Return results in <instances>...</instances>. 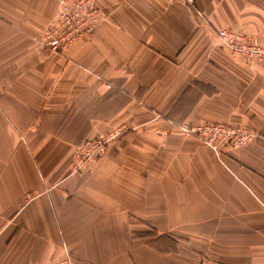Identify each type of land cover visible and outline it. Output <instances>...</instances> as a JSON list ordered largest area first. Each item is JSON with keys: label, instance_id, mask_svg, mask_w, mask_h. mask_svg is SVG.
<instances>
[{"label": "crops", "instance_id": "obj_1", "mask_svg": "<svg viewBox=\"0 0 264 264\" xmlns=\"http://www.w3.org/2000/svg\"><path fill=\"white\" fill-rule=\"evenodd\" d=\"M62 0H0V264H264V0H95V32L41 37ZM246 127L218 154L181 124ZM123 132L87 168L77 146Z\"/></svg>", "mask_w": 264, "mask_h": 264}, {"label": "built area", "instance_id": "obj_2", "mask_svg": "<svg viewBox=\"0 0 264 264\" xmlns=\"http://www.w3.org/2000/svg\"><path fill=\"white\" fill-rule=\"evenodd\" d=\"M100 17L101 12L94 0H62L57 15L46 27L41 37L53 49H68L75 42L93 34ZM219 37L232 52L246 56L252 61L264 62V43L258 35L223 28L219 31ZM180 128L182 132L211 146L218 154H222L227 148L244 146L256 137V133L246 127L226 123L181 124ZM122 132L123 128H118L81 142L76 150L77 168H87L95 162L106 146ZM70 262L71 256L62 262L52 264H70Z\"/></svg>", "mask_w": 264, "mask_h": 264}, {"label": "rangeland", "instance_id": "obj_3", "mask_svg": "<svg viewBox=\"0 0 264 264\" xmlns=\"http://www.w3.org/2000/svg\"><path fill=\"white\" fill-rule=\"evenodd\" d=\"M95 1V0H94Z\"/></svg>", "mask_w": 264, "mask_h": 264}]
</instances>
